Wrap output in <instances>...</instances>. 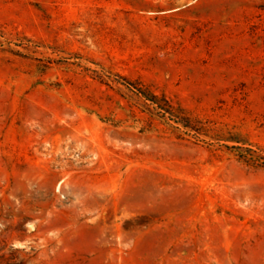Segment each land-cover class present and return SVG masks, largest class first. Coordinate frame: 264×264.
I'll return each instance as SVG.
<instances>
[{"label": "rangeland", "instance_id": "1", "mask_svg": "<svg viewBox=\"0 0 264 264\" xmlns=\"http://www.w3.org/2000/svg\"><path fill=\"white\" fill-rule=\"evenodd\" d=\"M0 264H264V0H0Z\"/></svg>", "mask_w": 264, "mask_h": 264}, {"label": "trees", "instance_id": "2", "mask_svg": "<svg viewBox=\"0 0 264 264\" xmlns=\"http://www.w3.org/2000/svg\"><path fill=\"white\" fill-rule=\"evenodd\" d=\"M151 97H152V98H151V99H152V101H154V102L158 103V102H157V99H158V98H157V96H151Z\"/></svg>", "mask_w": 264, "mask_h": 264}]
</instances>
